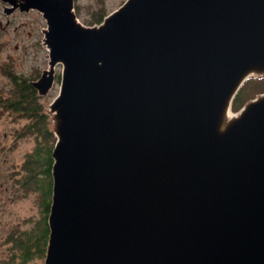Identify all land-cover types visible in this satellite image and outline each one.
<instances>
[{
    "label": "water",
    "instance_id": "95a60500",
    "mask_svg": "<svg viewBox=\"0 0 264 264\" xmlns=\"http://www.w3.org/2000/svg\"><path fill=\"white\" fill-rule=\"evenodd\" d=\"M25 2L39 95L62 67L44 264H264V93L232 111L264 76V0H125L92 26Z\"/></svg>",
    "mask_w": 264,
    "mask_h": 264
},
{
    "label": "flooded vegetation",
    "instance_id": "af4514ba",
    "mask_svg": "<svg viewBox=\"0 0 264 264\" xmlns=\"http://www.w3.org/2000/svg\"><path fill=\"white\" fill-rule=\"evenodd\" d=\"M57 1L60 5L63 0ZM46 4H48V2ZM60 10H62L61 7ZM73 11L76 13L79 20L86 26H92L97 23H101V21L107 15H105L103 13V10L101 9L96 10L88 7H85L84 9V7L79 4L78 0H73ZM84 13H87L88 16ZM102 14H104L105 16H103L102 20H99L100 17H102ZM48 28L49 23L45 17L44 12L36 8L34 5H29L25 2V0H0V48H2L3 46L7 47L13 44L15 50H31L34 48L48 50L47 44L44 41L45 30H47ZM20 34H22L24 37L14 39ZM6 36L10 37L5 38ZM48 53L45 56H47ZM58 66L61 67V65ZM58 71L59 69L58 67H56V77L54 85L57 79L59 81L61 79V71ZM42 72L34 80H28L26 77L19 78V76L16 75V77L18 78L15 81L13 80V84L14 86H16V88H18V91H14V93L15 97L17 95L19 100L18 102L17 100H13L9 103V101L6 99L4 106H2V109H8L11 112L15 110H18L19 112L21 111L25 113V117L31 119L34 118L33 122H35V110L29 109L30 106L20 109V106L15 107L11 105H15L17 103L19 105L20 101L25 106V103H29L30 101L28 99L29 96L32 95V100H34V102L37 100L38 102V104L36 105H34L33 103L31 105L32 108L34 109V106H37L42 113H44V110L46 111L45 107L41 103V98L46 97V95H39L38 89L35 88L31 83L32 81L39 79ZM21 83H23V85H20ZM53 88L50 91H52ZM23 99L25 101H23ZM41 116L42 121L39 125L40 128L43 127L44 123V115L42 114ZM22 118H20V120ZM26 123H28V119ZM2 137L4 141L0 140V259L2 257H8V253L13 252L15 242H17L19 237H21V235L18 234L20 231L16 230L17 232H14V225L16 224L14 222V219L23 217L22 219L24 220L27 219V216L24 217L23 214V212L26 214L24 204L19 205V202H22L25 198L28 199L30 190L29 187L31 183L36 185L37 187H40V189H38L45 193L43 186H40L39 179L41 176H43L44 180L46 177H48L45 173L46 164L44 165V163L39 162L36 155L33 154L37 146H35L32 153H28L26 151L22 154L19 153L16 156H11L10 151L15 144V140H12L11 143H7L9 137V134L7 132H4ZM40 142L42 143L41 146H43L44 142ZM43 170L45 171L43 172ZM45 204H47V202ZM48 216L46 222L45 216L43 215L42 223L45 226L48 225ZM5 263L8 264V260Z\"/></svg>",
    "mask_w": 264,
    "mask_h": 264
},
{
    "label": "rangeland",
    "instance_id": "374dc122",
    "mask_svg": "<svg viewBox=\"0 0 264 264\" xmlns=\"http://www.w3.org/2000/svg\"><path fill=\"white\" fill-rule=\"evenodd\" d=\"M81 6L87 8H92L96 10H103L104 14H109L113 10L117 9L120 5L124 3L125 0H78ZM87 15V13H84ZM88 16V15H87ZM84 18V17H83ZM10 36H6L5 38H9ZM22 34L16 36L14 39L23 38ZM14 41V40H13ZM14 43V42H13ZM48 53V50H42L40 48H34L31 50H15L13 44L9 46H3L0 48V140L4 141L3 133L7 132L9 134L8 142L11 143L12 140H15V144L11 149V156H16L19 153L22 154L24 152L32 153L35 146H39V142H44V135L41 134V131H35L38 129V125L41 123V118L36 117V121L33 122L34 118L25 117V113L19 112L18 110L9 111L8 109H2L6 99L10 102L13 100H19V98L15 97L14 91H18V88L13 84L12 76L17 75L21 77H26L28 80H34L44 68L48 67V59L45 56ZM59 71L62 67L57 66ZM58 71V72H59ZM12 74V76L10 75ZM61 75V73H60ZM246 83V84H245ZM245 85L239 89L237 95H240L241 102L246 103L249 99H251L252 94L256 93L264 87L260 85L259 87L256 85V82L252 80V78L248 81H245ZM60 81L57 79L54 85V88L46 97L41 98V103L45 107L46 111L42 113L40 110V114L44 115V120L47 121L48 128L53 132V138H51L49 144L44 148L45 154L41 157L46 160V162H50V150L52 151L51 145H55L56 136L54 134V123L51 119V116L48 114V104H50L54 98L57 96L59 92ZM246 88V89H245ZM245 89V90H244ZM248 99V100H247ZM34 103V105L38 104L37 100L30 99L29 103H25V106L22 102L19 101L20 109L23 107H29ZM40 103V104H41ZM18 104V103H17ZM237 109H232L233 112H238L241 106V103H238ZM233 107V105H232ZM23 117V118H22ZM42 117V116H41ZM20 118H22L20 120ZM28 119V123L27 119ZM25 123V124H24ZM30 126V127H29ZM52 143V144H51ZM48 167V166H47ZM45 170H43L44 172ZM47 178L40 177L39 183L40 186H43V189L48 190ZM40 187L32 184L29 187V196L28 199H24L20 204H24L25 212H23L24 217L27 216V219H22L23 217H19L18 219H14L16 223L14 225L15 231H24L25 232H38L41 230L43 215L45 216V220L47 222L48 211L45 206L46 199H48L49 203H51L52 193H44L39 190ZM48 203V204H49ZM17 225V226H16ZM29 233V234H30ZM26 234V233H25ZM15 247V246H14ZM8 257H2L0 259L1 264H6L5 262L8 260L10 264H44L45 257H36L37 253H34V259L30 262H24L22 258L16 257L18 253H15L14 250L11 253H8ZM23 262H20V261Z\"/></svg>",
    "mask_w": 264,
    "mask_h": 264
},
{
    "label": "trees",
    "instance_id": "16d2710c",
    "mask_svg": "<svg viewBox=\"0 0 264 264\" xmlns=\"http://www.w3.org/2000/svg\"><path fill=\"white\" fill-rule=\"evenodd\" d=\"M105 15L102 14L101 15L102 17H100V19L99 18H97V19L102 20L103 16H105ZM10 75L12 76V74H10ZM20 77L21 76H19V78ZM12 78L15 81V80H17L18 77H16V75H14V76H12ZM251 78H252L253 81L256 82V85L258 87L260 85H263L264 86V76H262V77L252 76V77L248 78L247 80L249 81ZM245 84H243V85H245ZM20 85H23V83H21ZM261 93H264V87H262V89H260L259 91H256V93L252 94L251 99L255 98L258 94H261ZM24 99H23V101H25ZM28 99L29 100L30 99H33V96L30 95ZM251 99H249V100H251ZM238 103H241L240 108L245 104L244 102L243 103L241 102L240 95H236L235 96L234 101H233V107H232V109L233 108L234 109H237V107H239L238 106ZM11 106L17 107V106H20V105L15 104V105H11ZM20 108H21V106H20ZM29 109L35 110V116L37 118H41L40 120L42 121V117H41V114H40L41 112L39 111V107H37V106L35 107L34 106V109H33L32 106H30ZM35 131L36 132L37 131H41V134L44 135V143H43V146H41L42 143L40 142L39 143V146L37 145V148L35 149V151H34L33 154L36 155L37 160L39 162L44 163V165L46 164V171H45V173L48 176V178H47L48 190L47 191L45 189L44 190H45V193H49L50 194L51 191H52V175H51V171H52V165H53L52 164V162H53L52 151L53 150L52 151L50 150V153H51L50 154V158H51L50 162L47 163L46 160L43 159L41 156L45 154L44 148L46 147L47 144H49L51 138L54 139L53 132H51V130L48 128V125H47V121L46 120H44L43 127L40 128V126L38 125V129L35 130ZM51 147L53 149L54 148V145L53 146L51 145ZM46 202H47V204H45V205H46L47 211L50 212L49 209H50V204L51 203L48 204V202H49L48 199H46ZM40 228H41V230L38 231V232H32V233L25 232L26 233L25 234V233H23L24 231L23 232L20 231L18 233L19 235H21V237H19L18 241L15 242V244H14L15 247L13 248L14 252L15 253H18V255L16 257H19V255H20V257L22 258V260L24 262H30L32 259H34V253H37L36 257L37 256L38 257H45L46 250H47V244H48V238H49V228H48V225L45 226L43 224H42V226ZM22 260L20 262H23ZM8 264H10V263H8Z\"/></svg>",
    "mask_w": 264,
    "mask_h": 264
}]
</instances>
